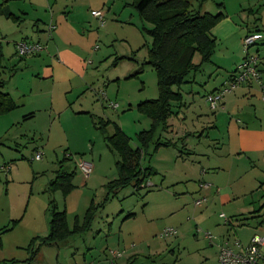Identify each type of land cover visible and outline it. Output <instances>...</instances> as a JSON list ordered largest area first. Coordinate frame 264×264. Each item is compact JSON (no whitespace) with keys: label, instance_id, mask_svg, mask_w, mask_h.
Segmentation results:
<instances>
[{"label":"rangeland","instance_id":"rangeland-1","mask_svg":"<svg viewBox=\"0 0 264 264\" xmlns=\"http://www.w3.org/2000/svg\"><path fill=\"white\" fill-rule=\"evenodd\" d=\"M218 1L207 0V9L216 12ZM133 2L110 0V14L105 26L94 25L86 41L88 88L83 96L86 98L90 94L87 104L92 102L95 107H100L105 111L103 118L110 119L106 137L119 126L136 148L141 145L140 132L153 126L152 119L139 110L138 104L158 98L159 87L155 70L145 63L152 44V37L145 27L151 28L152 24L141 18ZM192 3L195 8L199 6L197 0ZM199 59L198 54L196 61ZM116 103L118 106H113ZM73 104L80 106L78 101ZM198 110H201L199 104L194 105L190 118L196 117ZM69 114L65 113V118L68 117L65 128H71L74 134L83 119L76 118L73 112ZM25 129L26 125H17L13 132L20 133ZM92 131L84 151L73 152L53 140L49 141L50 146L60 145L56 151L47 152L42 148L36 151L35 146L46 141H32L31 135L18 137L15 144L13 140H7L26 158L18 156V161L25 167L16 175L9 199L15 209L12 219L16 221L11 229L0 230V264H220L219 249L225 240L240 239L247 244L255 233L264 231L256 227L262 214L251 218V213L243 212L249 201H243L244 196L240 194L243 190L237 180L228 179L222 170L217 173L202 164V160L207 159L201 155L198 138L190 137L187 146L181 139L176 148L163 146L157 152L152 143L143 155L142 164L143 167H155L158 173L150 174L139 189L135 181L120 189L99 209L89 231L74 234L58 245H44L35 259L30 260L32 238L49 233L52 199L57 201L60 210H67L73 225L76 216L83 218L93 198L97 203L103 202L107 194L105 184L118 177L119 154L108 146L105 134L97 128ZM159 136L162 139L170 137L163 129ZM37 152H43L39 160H35ZM209 156L215 158L214 153H207L206 157ZM184 157L190 163L184 164ZM83 160L92 164L93 170L97 165L87 185L80 170ZM61 161L65 170L78 172L76 188L66 196L60 190H48ZM235 176L239 178L237 174ZM180 179L183 181L177 182ZM201 183L211 187L205 190ZM218 190L227 196L237 191L240 196L231 201L221 200L214 196ZM204 196H208L209 201L196 205V200ZM130 213L134 215L125 220ZM221 213H225L229 221L220 217ZM242 216L249 218L238 220ZM3 227L0 225V229ZM171 227L177 233L162 238L164 230ZM207 232L216 235L214 243L206 237ZM112 250L123 251L124 257H115ZM129 255H132L131 259L126 260Z\"/></svg>","mask_w":264,"mask_h":264},{"label":"crops","instance_id":"crops-1","mask_svg":"<svg viewBox=\"0 0 264 264\" xmlns=\"http://www.w3.org/2000/svg\"><path fill=\"white\" fill-rule=\"evenodd\" d=\"M109 3L110 0H0V47L3 53L0 79L5 83L3 90L16 103L13 110L0 114V225L4 227L12 225L15 209L9 200L11 190L16 184V175L25 167L22 161H18V156L26 158L24 154L20 155L19 148H13L7 140H13L15 144L18 137L31 135L32 141H46L35 146L36 151L42 148L53 152L60 145L73 152L84 151L92 129L97 128L105 134L110 124V119L103 118L105 111L95 107L92 102L87 104L90 94L86 98L83 96L88 88L86 41L96 23L99 27L105 26L110 14ZM206 4L207 0L199 1L197 8L201 12H212ZM217 9L212 13L222 11L223 17L211 30L217 42L215 52L210 61L189 76L185 87L179 88L183 99L172 103V115L156 133L158 140L168 142V145H161L155 152L163 146L176 148L181 139L187 146L190 137H197L203 153L200 154L207 159L201 163L217 173L222 170L228 179L237 180L243 190L240 193L244 196L243 201H249L242 210L251 213V218L262 214L256 225L261 229L259 223L264 218V0H220ZM95 10L103 11L104 25L94 16ZM250 33L258 36L254 51L261 57L262 85L255 80L240 84L226 93L217 108L213 109L207 97L228 85L238 64L246 57L243 40ZM20 41L38 42L44 49L20 56L17 51ZM196 62H200V59ZM203 92L205 99L202 98ZM74 101H78L80 106L74 107ZM196 104L201 110L195 111L196 117L190 118L191 114L193 116L191 109ZM69 112L83 119L80 129L74 134L71 128H65L68 118H65V113L70 115ZM17 125H26V129L15 133L13 130ZM162 129L169 133V138L159 136ZM104 137L107 142L106 134ZM51 140L61 143L50 146ZM207 153H214L215 158L206 157ZM179 158L176 160L182 161ZM184 159V164L190 163ZM63 161L55 178L61 172L74 173L75 189L78 172L65 170ZM145 167H151L152 173H158L153 166ZM194 167L198 168L196 165ZM96 168L97 165L93 172ZM80 170L85 178L84 184H89L91 173L87 176L81 165ZM211 178L215 179L214 176ZM109 182L105 184L106 190ZM240 194L233 191L227 196V193L218 190L214 196L231 201ZM208 201L207 196L203 204ZM133 215L130 213L125 220ZM77 218L82 217L76 216L75 221ZM245 218L249 217L242 216L238 220L245 221ZM74 224L69 222L71 227ZM132 255L127 256L126 260H130Z\"/></svg>","mask_w":264,"mask_h":264},{"label":"trees","instance_id":"trees-1","mask_svg":"<svg viewBox=\"0 0 264 264\" xmlns=\"http://www.w3.org/2000/svg\"><path fill=\"white\" fill-rule=\"evenodd\" d=\"M133 4L141 18L152 24L151 28L145 27L152 37L145 63L151 65L156 72L159 97L140 102L138 108L152 119L153 126L140 132L138 138L141 145L136 148L132 147L130 136L116 126V131L106 139L108 145L120 156L117 161L118 177L107 184L105 199L102 203L93 200L83 218H77L73 227L69 225L66 210H60L56 201L52 199L50 232L46 236L32 238L29 245L30 260L35 259L42 246L58 245L72 235L90 229L99 209L104 207L120 189L134 181L137 188H141L146 178L153 172V168L143 167L144 153L152 143H155V149L161 145H168V142L156 141V133L172 115V103L183 99L179 88L188 82L193 72L200 70L204 63L210 61L215 52L217 42L211 30L222 19V11L201 12L199 8L193 7L192 0H134ZM198 54L200 62L195 61ZM2 57L0 47V66ZM4 85L0 79V114L16 107L12 97L3 90ZM73 178L74 173L61 172L51 181L48 189L51 192L62 190L67 195L74 189ZM15 221L0 230L11 229Z\"/></svg>","mask_w":264,"mask_h":264},{"label":"built area","instance_id":"built-area-1","mask_svg":"<svg viewBox=\"0 0 264 264\" xmlns=\"http://www.w3.org/2000/svg\"><path fill=\"white\" fill-rule=\"evenodd\" d=\"M93 14L98 18L100 24L104 25L105 17L103 11L95 10L93 11ZM257 40L258 36L255 33H250L244 38L243 46L246 52V57L238 64L228 85L209 94L207 97V100L213 109L217 108V105L224 98L226 93L233 91L240 84L255 80L262 85L260 69L261 57L256 51H251L256 45ZM43 49L44 46L38 42L20 41L17 43V51L20 56L35 54ZM113 106H118V104H113ZM42 155L43 152H37L35 158L41 159ZM81 166L83 167L85 174L88 176L92 171V164L82 162ZM201 187L207 190L210 187V184L202 183ZM205 200L206 196L196 200V205H202ZM221 217L225 218L226 221H229L225 213H221ZM259 225L264 229V218ZM176 233L177 230L175 228H166L161 234V237L165 238ZM206 237L211 242L216 238L211 232H207ZM112 254L115 257H121L123 256V251L112 250ZM219 261L220 264H264V231L261 233H255L247 244L243 243L240 239L225 240L220 246Z\"/></svg>","mask_w":264,"mask_h":264}]
</instances>
